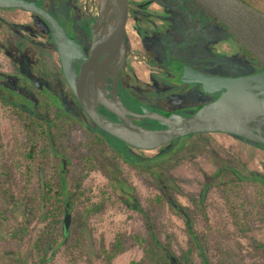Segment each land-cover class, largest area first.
Segmentation results:
<instances>
[{
    "label": "rangeland",
    "instance_id": "rangeland-1",
    "mask_svg": "<svg viewBox=\"0 0 264 264\" xmlns=\"http://www.w3.org/2000/svg\"><path fill=\"white\" fill-rule=\"evenodd\" d=\"M58 1L68 2V0ZM72 1L81 9V12L88 11L89 15H94L90 11L92 0ZM248 1L264 9V0ZM203 12L201 9L200 33L198 34L200 37L204 33L213 38L217 37L212 41L216 60L213 69L225 67L222 73L227 72L224 73L227 75H241L258 70L261 64L257 59L248 51L252 58L249 55H246L247 58L244 57L246 52L242 54L243 49L240 42L230 35L217 20L213 24L212 19L215 18L210 13L206 12L203 16ZM31 18L32 15L26 10L0 8V136L2 142L0 143V154L6 152L5 155H13L15 159L20 160L21 165H24V160H26L24 157L27 150L26 132L23 121L17 114H13L12 110L15 108L13 104H30L34 107L31 110L32 113L47 127L48 145L42 151L45 157L41 154L35 160L30 159L33 175L27 181V185L25 183L27 174L20 169H15V180L11 191L18 193V189L26 187L24 189L27 192L25 195L22 194L25 199H22L20 208L15 210L14 206L1 195V201H4L0 210H3V215L7 218H2L1 213L0 264H105L106 259L102 247L109 250L111 243L118 235L123 237L125 248L111 260L110 264H132L133 260H139L144 255V245L138 243L135 236H146L147 227V218L137 209L135 201L145 209L152 204L151 199L161 190L160 182L149 167L152 164H160L159 161L167 155L168 143L157 149L143 150L126 146L118 138L105 134L107 141L117 149L126 147L132 155L153 162L148 161L143 166L139 165V168L124 156L122 158L114 156L112 147L104 149L101 154L102 162L104 160L106 163L110 160L116 167L117 175L122 180L124 179V184L127 183L131 188L123 190L124 187H119L114 183L110 177V168L103 167L104 162L101 167L80 174V154L87 151L90 137L88 132L90 131L80 118L71 119L72 125H66L65 132L59 131L60 121L55 120V112L58 109L51 97L53 92L49 87L41 85L42 80L37 78L39 77L37 73L42 75L43 80L52 82L54 78L52 73L59 72L60 66L55 60L56 54L48 53L44 47L39 46L43 39L38 38L30 28ZM77 24L79 27L83 26L80 20ZM184 32L188 33L187 30ZM193 35L196 36L195 33ZM178 37L177 34H169L167 41L170 42ZM15 46L18 47L16 50H14ZM14 56H18L21 64L18 65V62L12 59ZM22 57L31 60L30 65L24 58L22 61ZM43 61L47 68L43 65ZM34 65L38 68L36 69ZM43 67L45 69H42ZM182 96L180 93H175L174 97L178 100L177 102H181ZM200 96L204 95L201 93ZM56 98L66 107L65 96L58 95ZM208 145L210 153L194 158L197 164L183 160L171 172L178 186L171 194L167 193L168 199L162 203L160 215L152 220L158 226L156 230L162 239L169 235L171 246L178 253L181 248H186L189 234L185 229V216L173 206L172 201H175L179 208H194L195 205L190 200L189 193H195L200 204H204L206 208L205 214L196 219L195 225L200 233L207 234L206 251L210 256L216 257L217 243L220 242L232 246L237 252L235 264L264 263V219L257 213L251 223L254 229L249 230L246 235L239 233L227 204L215 185L220 176H214L222 163H226L229 167H239L242 172L256 171L264 176V145L252 143L229 133L219 132L209 134ZM65 158L69 159L66 171H64L67 185L65 194L68 195L75 182L76 186L81 185L84 192L77 200L79 204L76 203V205L83 209L86 205L93 207L102 202V206L99 210L83 214L81 218V221L85 223L81 231L83 237L81 243L73 249L68 250L67 240H61L62 238L58 237L55 245L37 251L36 242L46 223L42 216L51 205L45 202L41 207L38 205L39 202L41 205L43 202L41 200L43 184L47 179H58L57 174L63 173L60 167ZM144 167L148 170L143 169ZM78 173L79 178L76 179ZM206 173L210 175L208 182L205 177ZM229 176L233 175L226 172L224 178ZM245 185L243 193L255 196V187L249 183ZM28 197L34 198L33 215L25 213V200ZM22 229L23 237L13 238V233L20 232ZM254 241L261 243L259 248L256 247ZM200 260V257H196V261Z\"/></svg>",
    "mask_w": 264,
    "mask_h": 264
},
{
    "label": "water",
    "instance_id": "water-1",
    "mask_svg": "<svg viewBox=\"0 0 264 264\" xmlns=\"http://www.w3.org/2000/svg\"><path fill=\"white\" fill-rule=\"evenodd\" d=\"M196 1L231 31L263 67L241 75H222L202 71L186 63L178 64L179 81L201 84L204 92L217 94L188 113H163L142 103L138 104L140 110L129 108L116 83V74L121 66L113 74L114 85L106 83V80L104 83L94 80L105 58L123 46L128 0H115L117 19L106 35L98 36L100 27L96 19H91L94 44L89 55L67 33L46 4L39 5L35 0H0V8H20L43 19L56 45L65 80L79 105L99 130L127 146L151 150L182 136L214 132L229 133L255 144H264V133L253 125L256 118L264 117V11L246 0ZM109 46L113 49L106 54L105 49ZM102 55L104 58L100 61ZM101 106L116 118L102 111ZM135 118L149 119L159 125L141 124ZM70 223L71 213L67 212L63 219L65 232H68Z\"/></svg>",
    "mask_w": 264,
    "mask_h": 264
},
{
    "label": "trees",
    "instance_id": "trees-1",
    "mask_svg": "<svg viewBox=\"0 0 264 264\" xmlns=\"http://www.w3.org/2000/svg\"><path fill=\"white\" fill-rule=\"evenodd\" d=\"M202 7L208 12L204 6ZM34 14L42 19L38 14ZM216 20L221 23L217 18ZM228 32L233 36L231 31L228 30ZM240 44L245 50L254 56L253 53L242 43ZM53 97L54 96H52L53 104L57 105V108L61 106L63 109L64 105L61 103L59 104V102L57 100L55 101ZM13 106L15 107L12 110L13 114H17V116L23 121V127L26 132L25 145L27 150L24 154L26 160H24V165H21L20 160L15 159L13 155H5L6 152H2V154H0V208L4 201H1V195H3L4 199L8 200L16 210L20 208V203L22 199H25L24 195L27 192L24 189L26 187L18 189V193H13L11 191V186L15 180V169H20L23 173L27 174V179L25 181L27 185V181H29L33 175L30 159L35 160L37 156L41 154L45 157V154L42 153V151L45 150V147L48 145L47 142L49 134L45 123L32 113L31 110L34 108L32 105L13 104ZM67 114V110H56L55 112V120L60 121L58 125L59 131L65 132L66 125L71 124V119L73 118L71 116V118H68L66 116ZM85 125H87V128L90 131L88 132L90 137L86 149L87 151L80 154V174L88 173L93 168L101 167L104 162L103 167L106 169L110 168V177L114 183H116L119 187H124L123 190L131 188L127 185V183L124 184V179L122 180V178L117 175L116 167L110 160L106 163L104 160L102 162L101 154L104 152V149L109 146L112 147L114 150V156H117L118 158H122L124 156L126 159H130V161L137 167H139V165L143 166V164L148 161L153 163L152 160H142L137 156L132 155L126 147L117 149L107 141L105 134L108 133L99 130L94 124L91 125L85 122ZM209 134L210 133H194L170 141L166 147L168 148L167 155L163 156V158L159 161L160 164H154L155 166L152 164L149 167L151 172H153L154 176L160 182L161 190L151 199L152 204L145 209L141 208L140 204L135 201L137 209L145 214L147 218V227L146 236H135V240L144 245V255L139 260H133L132 264H235L237 260V252L228 244H222L220 242L217 243L218 253L215 258L211 257L208 251H206L208 245L207 234L200 233L195 225L196 219L202 214H205L206 208L204 204H200L195 193H189L190 200L193 201V204L195 205L194 208H179L178 205H176V202L172 201L173 206L184 214L186 225L185 229L189 234L187 247L181 248L179 253L172 248L171 241L168 238L169 235L163 239L160 237L158 231L156 230L158 226L152 221L160 215L161 205L165 199H168L167 193L171 194L178 186L177 183L174 182L175 180L173 179V175L171 173L173 172V169H176L183 160L192 161L197 164L194 158L201 155H208L210 153V146L208 145ZM0 143H2L1 136ZM258 144L264 145L262 143ZM229 156L230 158H233L231 155ZM27 158L29 159L28 161ZM68 162L69 159L65 158L64 162L61 163L60 170H62L63 173L57 174L58 179H47L44 181L43 191L41 194V200L43 202H41L42 205L40 202L38 205L41 207L44 202L51 203V205L49 206L48 211L45 212V215L42 216L46 223L36 242L37 251H41L44 248L55 245L58 241V237H61V240H67L68 250L73 249V247L81 243V239L83 237L81 233L85 224L81 221L83 214L99 210L102 206V202L95 204L93 207L86 205L83 209L76 205V203H78V198L84 192L81 189V185L76 186L77 183L75 182L73 183L72 190L68 193V195L65 194L67 185L64 171H66V165ZM143 169L148 170L146 167ZM226 172H229V174H232L233 176H229L225 179L224 175ZM205 175L206 181L208 182L210 175L208 173ZM215 175L220 176L215 185L219 188L221 195L227 204L229 212L232 215L234 225L237 227L239 233L246 235L249 230L254 229V226L251 223L255 219L257 213H259L261 218L264 219V176L256 171L246 170V172H242L239 167H229L226 163H222L220 165L219 169L216 173H214V176ZM77 178H79V173L76 175V179ZM248 183L255 187V196L243 193L245 191V184ZM33 199L34 198L28 197L25 200L26 214L33 215ZM4 210H6V208ZM67 212L72 214V218L69 230L68 232H65L63 219ZM1 213L2 218L6 219L7 216L3 215V210H0V215ZM2 218L0 216V227ZM24 226H27V224H24ZM23 233V229L20 232H14L13 238L21 239L23 237ZM254 243L256 247L259 248L261 243L259 241H254ZM124 248L123 237L120 235H118V237H116V239L111 243V248L109 250L102 247V252L105 254L106 259L105 264H110L111 260L118 253L123 251ZM196 257H200L201 260L196 261Z\"/></svg>",
    "mask_w": 264,
    "mask_h": 264
},
{
    "label": "flooded vegetation",
    "instance_id": "flooded-vegetation-1",
    "mask_svg": "<svg viewBox=\"0 0 264 264\" xmlns=\"http://www.w3.org/2000/svg\"><path fill=\"white\" fill-rule=\"evenodd\" d=\"M35 1L39 5L45 4V0ZM246 1L249 2L248 0ZM249 3L252 4L251 2ZM46 7L55 15L67 33L73 36L83 46L86 54L89 55L94 44L91 19H96V15H89L86 11L81 12V9L72 0H68L67 3L52 0L49 6ZM201 9L204 11V16V13L206 14L207 11L196 0H128V17L122 41L123 44L126 43L128 45L129 50L123 65L116 74V83L125 104L129 108L140 110L138 104L142 103L163 113L168 111L188 113L198 107L200 103L217 96V94L204 92L201 84L183 83L178 80L177 65L181 63H186L202 71L227 75L224 74L227 72L222 73L226 69L225 67L213 69L216 60L212 41L217 37L207 36L204 32L201 37L198 34ZM77 13L80 14L77 15ZM30 14L32 15L30 28L33 29L32 31L38 38L43 39L39 46L44 47L48 53L53 52V54H56L57 58L55 60L60 66L59 72L54 71L52 73V77H54L52 82L43 80L39 72H36L39 76L37 78L42 80L40 83L43 87H49L53 92L51 93V97L55 96L53 97L55 101H58L56 98L58 95L66 97L64 99L67 104L66 107L63 106L62 109L59 106L58 110H67L68 118L72 117L73 120L80 118V120L82 119L84 122L93 125V122L81 108L73 91L65 80L56 45L46 24L43 19H40L33 12H30ZM79 20L83 23L82 27H79L77 24ZM212 20L213 24H215L216 18ZM185 30L188 31L187 34L184 32ZM169 34H177L179 37L168 42ZM98 36H103L101 31H99ZM241 47L243 49L242 54L244 55V51L246 52L244 57L247 58L249 55L252 58L242 45ZM16 48L18 47L15 46L14 50ZM112 49V46L107 47L105 49L106 54ZM23 58H21L22 61L25 59ZM103 58L104 55L100 57V61ZM12 59L17 61L18 65L21 64L19 63L18 56H14ZM25 60L30 65L31 60L28 58ZM42 63L45 65L44 61ZM34 66L36 69L38 68V66ZM45 67L42 69H45ZM77 67L79 68L78 65ZM261 68L262 65L259 69ZM109 81V84H115L113 77ZM109 84L107 86H110ZM175 93L183 95L181 102H177L178 100L174 97ZM201 93L204 95L203 97L200 96ZM100 109L106 112L102 106ZM106 113L116 118V116L111 115L109 112ZM135 120L148 126L156 127L159 125L149 119L141 120L135 118Z\"/></svg>",
    "mask_w": 264,
    "mask_h": 264
},
{
    "label": "bare ground",
    "instance_id": "bare-ground-1",
    "mask_svg": "<svg viewBox=\"0 0 264 264\" xmlns=\"http://www.w3.org/2000/svg\"><path fill=\"white\" fill-rule=\"evenodd\" d=\"M49 2L50 0H45L46 6H49ZM92 2L90 11L96 15V20L100 27L101 34L106 35L109 33L117 19V7L115 0H92ZM128 50V45L124 43L123 46L115 52V54L107 56L104 60V64L99 66L96 74L94 75V80L99 83H104L105 80H110L113 77L115 70L123 65L125 57L128 54ZM253 125L260 132L264 133V117L256 118L253 121Z\"/></svg>",
    "mask_w": 264,
    "mask_h": 264
}]
</instances>
